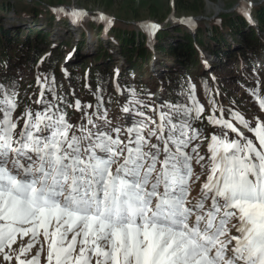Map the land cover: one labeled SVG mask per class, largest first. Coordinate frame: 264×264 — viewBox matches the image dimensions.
<instances>
[{
    "label": "snow or ice",
    "instance_id": "snow-or-ice-1",
    "mask_svg": "<svg viewBox=\"0 0 264 264\" xmlns=\"http://www.w3.org/2000/svg\"><path fill=\"white\" fill-rule=\"evenodd\" d=\"M53 11L73 23L87 15ZM54 80L37 78L42 107L16 119V93L0 87V264H264V119L217 116L213 105L207 120L219 134L203 137L201 155L189 119L204 111L195 85L190 107L162 104L158 121L143 111L152 105L125 106L127 126L77 100V126L44 104ZM251 95L264 111V97ZM193 163L207 170L198 197Z\"/></svg>",
    "mask_w": 264,
    "mask_h": 264
},
{
    "label": "trees",
    "instance_id": "trees-1",
    "mask_svg": "<svg viewBox=\"0 0 264 264\" xmlns=\"http://www.w3.org/2000/svg\"><path fill=\"white\" fill-rule=\"evenodd\" d=\"M173 1L178 12L191 14L204 10L203 0ZM20 8L21 14L31 17V21L24 20L23 25H33L14 24L5 27L1 16L14 9V6L10 0H0V87L6 88L9 94L15 91L16 103L24 112L22 118L27 110L33 114L38 110L30 106L28 97L36 85L40 88L38 77H48L49 80L55 78L51 85L54 94L45 89L44 104L58 106L67 120L75 115L74 95L69 84L77 90H83L87 102L91 101L95 107L98 104L100 106L99 100L104 105L116 102L114 79L118 80L127 94L145 97L156 82L151 79L149 71L141 69L145 61L156 55L159 58L156 66L160 71L157 82L160 83L161 78L165 91L163 104H187L190 107L189 89L190 85H195V98L204 111L199 118L194 112L189 118L194 128L203 125L210 128L207 117L212 113L213 105L217 109V116L220 106L224 102L229 105L230 99L231 108H241V102L235 99L237 97L229 95L234 86L261 83L264 92V37L260 35L264 32V4L253 7L250 16L254 18V27L246 25L238 12H224L215 20L205 19L202 22L193 19L195 22L192 21L188 26L172 25L165 30L158 29L151 33L150 39L148 31L145 36L142 35L138 24L123 27L116 23L111 28V25L98 22V28L105 26L113 44L118 40V51L109 47L112 44L110 40H103L92 58H85L81 40L72 43L70 36L58 41L52 39L49 32L52 24L61 23V27H66L67 19L61 17L58 11L28 2ZM39 18L44 20L40 27L36 26ZM82 24L89 25V22L82 21ZM172 27L178 34H171ZM231 34L235 35L238 43L233 41ZM67 50L69 53L65 64L68 68L63 69L60 60ZM205 53L216 56L217 60H208ZM216 74L222 80V93L214 79ZM37 94L40 95V90Z\"/></svg>",
    "mask_w": 264,
    "mask_h": 264
},
{
    "label": "rangeland",
    "instance_id": "rangeland-1",
    "mask_svg": "<svg viewBox=\"0 0 264 264\" xmlns=\"http://www.w3.org/2000/svg\"><path fill=\"white\" fill-rule=\"evenodd\" d=\"M14 9L8 11L5 15L1 16L3 19V24L5 27H10L11 25H22L30 27L33 24L29 25L28 23L24 24V20L27 22L31 21V17H27L20 13V7H22L25 3H30L32 5L39 6H48L52 9L64 8L66 12L70 13L73 9L80 10L87 15L81 16L77 22L73 23L69 14L59 12V15L66 20V27H61V23H54L49 28L50 36L52 39L58 41L62 37H71L72 43L80 42L82 46V53L85 54V58H92L93 53L99 48L100 44L103 40H110L112 44L109 46L111 49L118 51V40L114 42L109 38L110 34L107 35V31L104 29L105 26L98 28V22H102L103 25H111V28H114L116 23L119 25H123V27H128L127 24H138L140 30L142 31V35L145 36L147 30L143 27V25L155 23L159 25L160 29L171 28L172 25L174 27L177 26H188L189 23H184L182 21L191 20L193 21V17L196 16V20H201L202 22L205 19L215 20L224 12H238L245 21L246 25L256 26L254 18L250 15L252 13L253 7L255 5L264 4V0H203L204 1V10L202 13H188L186 11H176L173 0H10ZM103 14L107 17L111 23H105L99 19V16ZM82 21L89 22V25L82 24ZM44 22L43 18H39V21H36V26L40 27ZM195 22V20L193 21ZM195 24V23H194ZM94 27V28H93ZM131 27V26H130ZM172 27L171 34H178L175 31V28ZM104 29V30H102ZM149 32V31H148ZM173 32V33H172ZM149 32V39L152 37V34ZM261 36L264 37V32L260 33ZM233 41H237L234 34H231ZM236 39V40H235ZM152 40V39H151ZM153 41V40H152ZM238 43V41H237ZM69 51L67 50L63 57L68 56ZM161 56V55H160ZM209 60L215 61L217 60L216 56L209 55ZM61 58L60 64L63 69H67L66 66V58ZM206 58H208L206 56ZM158 56H153L150 60L144 62V66L142 67V71L151 73L152 78L156 82L155 87L152 88L145 97L131 96L125 92L124 88L119 84L118 80L114 79V89L116 90V102L111 105H104L102 101L99 108L100 112L103 113L105 110L107 112V118L112 122L113 125L116 126H127V122L130 119L127 114L124 113L123 108L125 106L135 107L137 105L134 104V101L140 100L145 104L152 105L157 108V112L153 113L149 108L145 107L144 109H149L148 111H143L147 116H152L153 119L158 121V112L159 106L163 104V98L165 96V91L162 85V81L160 78V83L158 81V76L160 75V71L156 66V61L158 60ZM119 64V63H118ZM121 66V65H120ZM70 67V66H69ZM141 72V71H140ZM147 74V73H146ZM214 79L217 84H219V91L222 93L223 88H221L222 80L216 74ZM71 89V92L74 95L73 101V110L75 115L68 119L69 123L74 125H79L84 122L82 120V113L75 108V102L79 100L82 106H86L91 104L93 107L88 109L85 107V111L92 113L96 111V107L92 104L91 101L87 102L85 96H83V90H77L75 86H68ZM35 86V90L31 91L28 94L30 99L31 107L39 109L40 106L36 104V100L40 99V95H38V91L40 88ZM256 89L261 97H264L263 87L261 83H255L253 85L247 84H238L234 86V90H230L231 97H237V101L241 102V108L236 106L231 108L232 100L230 99V104H226L222 99L223 108L225 110L233 109L235 111H239L246 120L250 123L255 121L256 117H260L264 119V111H261L256 99L251 95V90ZM225 91V90H224ZM219 108V110H220ZM21 106L17 102V107L13 112V118L21 117L23 115V111L20 110ZM30 109V108H29ZM28 111V110H27ZM165 111H168L166 107ZM219 112V111H218ZM220 114V113H219ZM219 116V115H218ZM227 118V117H226ZM173 119H177V117H173ZM191 123V122H190ZM23 127V119H20L18 128ZM200 131L202 139L194 141V144L199 143L200 153L201 155H205L207 152V144L208 139H210L213 132H217L219 134L218 129L213 125L208 128V125H203L202 127L196 128ZM246 131V130H245ZM251 137V133H246ZM123 136V133L121 134ZM203 137H207L208 139H203ZM153 142H155L153 138ZM207 159V158H206ZM194 172L197 175H200V180L193 183L192 185V197H198L200 185L207 178V170H202L201 167L195 163H193Z\"/></svg>",
    "mask_w": 264,
    "mask_h": 264
},
{
    "label": "water",
    "instance_id": "water-1",
    "mask_svg": "<svg viewBox=\"0 0 264 264\" xmlns=\"http://www.w3.org/2000/svg\"><path fill=\"white\" fill-rule=\"evenodd\" d=\"M196 18H197L196 16L193 17V19H196Z\"/></svg>",
    "mask_w": 264,
    "mask_h": 264
}]
</instances>
